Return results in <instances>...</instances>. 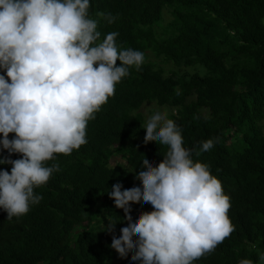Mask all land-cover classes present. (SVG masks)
Listing matches in <instances>:
<instances>
[{
  "label": "trees",
  "instance_id": "obj_1",
  "mask_svg": "<svg viewBox=\"0 0 264 264\" xmlns=\"http://www.w3.org/2000/svg\"><path fill=\"white\" fill-rule=\"evenodd\" d=\"M89 18L101 41L117 32L118 48L143 52L144 62L88 122L87 143L45 162L59 171L34 189L40 202L11 220L0 209V264H139L132 249L121 256L110 247L126 214L108 191L118 181L142 183L136 173L145 155L158 165L168 151L145 142L144 104L170 110L186 148L214 140L192 158L220 180L234 231L193 264H264V0H90ZM8 156L0 147V158ZM152 210L131 204L133 218Z\"/></svg>",
  "mask_w": 264,
  "mask_h": 264
},
{
  "label": "clouds",
  "instance_id": "obj_2",
  "mask_svg": "<svg viewBox=\"0 0 264 264\" xmlns=\"http://www.w3.org/2000/svg\"><path fill=\"white\" fill-rule=\"evenodd\" d=\"M89 8L90 0H0V147L9 153L0 164L12 165L10 173L0 170V209L9 220L40 202L34 189L59 171L45 162L87 143L88 122L129 68L144 62L143 52L118 48L117 32L101 41ZM143 128L145 142L155 139L168 151L158 165L145 155L136 173L142 183L124 187L118 181L108 191L126 214L110 247L121 256L132 249L130 259L139 264H193L234 231L220 180L192 158L211 150L214 140L186 148L166 110L156 109ZM13 153L21 158L11 159ZM141 200L153 210L133 218L131 204ZM115 224L109 220L107 231Z\"/></svg>",
  "mask_w": 264,
  "mask_h": 264
},
{
  "label": "rangeland",
  "instance_id": "obj_3",
  "mask_svg": "<svg viewBox=\"0 0 264 264\" xmlns=\"http://www.w3.org/2000/svg\"><path fill=\"white\" fill-rule=\"evenodd\" d=\"M166 68V70H168V69H173V70H177V69H175V68H173L172 66H168V67H165ZM188 72H189V70H187ZM191 72H194V70L192 71V70H190ZM156 109H160V110H166L167 111V113L169 114L170 113V110L169 109H167V108H163V107H158V106H156V105H154V104H144L143 106H142V108L139 110V112H140V114L143 116V118H144V122H145V126H146V123H147V121H148V119H149V117H150V115L156 110ZM120 159L119 158H116L115 159V161H119ZM107 223L109 224V222L107 221Z\"/></svg>",
  "mask_w": 264,
  "mask_h": 264
}]
</instances>
